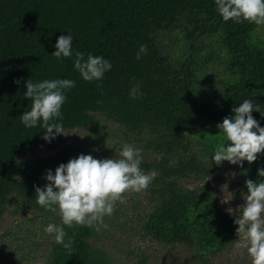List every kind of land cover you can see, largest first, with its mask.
I'll return each mask as SVG.
<instances>
[{
  "label": "trees",
  "instance_id": "16d2710c",
  "mask_svg": "<svg viewBox=\"0 0 264 264\" xmlns=\"http://www.w3.org/2000/svg\"><path fill=\"white\" fill-rule=\"evenodd\" d=\"M257 26L225 22L215 0H0V219L13 195L36 205L35 188L48 183L47 171L54 175L61 163L75 158L68 149L34 156L51 141L42 139V121L30 128L19 118L31 108L32 101L24 97L29 79H70L75 86L64 92L63 119L52 122L63 129L85 127L103 113L131 132L147 134L157 152L147 162L157 173L151 182L155 203L144 223L147 233L166 246L185 249L189 264H251L246 250H234L238 225L213 185L189 187L181 179L207 170L193 135L220 143L217 124L234 116L232 109L245 99L264 114V43L255 38ZM178 30L220 34L232 72L229 85L195 94L199 67L187 59L174 62L162 40ZM69 33L73 53L111 63L102 80H83L73 67L74 55L62 62L52 55L57 38ZM142 44L147 54L137 60ZM137 84L143 95L133 99L130 91ZM261 113L254 110L252 116L264 127ZM261 167L264 153L248 166L245 181L264 179L257 175ZM58 226L67 235L63 244L53 239L48 264H94V228L68 227L62 221Z\"/></svg>",
  "mask_w": 264,
  "mask_h": 264
},
{
  "label": "clouds",
  "instance_id": "9594fccd",
  "mask_svg": "<svg viewBox=\"0 0 264 264\" xmlns=\"http://www.w3.org/2000/svg\"><path fill=\"white\" fill-rule=\"evenodd\" d=\"M215 6L225 22L247 21L258 26L264 25V0H215ZM72 40L71 33L59 36L55 44L56 51L52 55L60 62L62 58L74 55L73 67L83 80H102L112 68L111 63L102 56L89 54L85 59L83 53H73ZM141 54H147V45H140L135 58L140 59ZM15 83L19 84L20 80ZM74 86L75 81L70 79L36 83L29 79L24 97L30 99L32 104L30 110L24 111L19 117L21 122L31 128L42 121L41 126L46 130L42 139L45 141L50 142L57 135L64 134L63 125L52 121L63 119L61 108L66 101L64 92ZM139 88L137 84L131 89L130 96L133 99L143 95ZM254 110L261 113L258 105H254L251 99H245L239 107L232 109L234 116L225 117L222 123L217 124L222 140L214 147L212 160L216 165L227 161L243 168L244 161L251 164L258 159V155L264 153V127L252 116ZM117 153L119 158L105 159L80 154L66 164L61 163L54 175L48 170L45 177L48 183L43 188H35L36 203L58 214L65 226H88L96 231L108 229L110 226L104 222V217L114 214L116 203H124L126 193L146 190L157 175L155 170L147 174L141 170L142 149L125 143ZM257 175L264 178V167L257 169ZM245 185V203L236 209H227L235 215L234 224L238 225V239L234 241L233 247L241 254L246 250L251 264H264V179H247ZM229 200L224 198L222 203ZM44 232L54 234L57 244H63L67 235L63 227L52 223L44 228Z\"/></svg>",
  "mask_w": 264,
  "mask_h": 264
},
{
  "label": "rangeland",
  "instance_id": "374dc122",
  "mask_svg": "<svg viewBox=\"0 0 264 264\" xmlns=\"http://www.w3.org/2000/svg\"><path fill=\"white\" fill-rule=\"evenodd\" d=\"M255 38L264 43V25L257 26ZM162 40L174 62L187 59L199 67L197 96H205L213 89L229 85L232 72L219 33L196 34L178 30L165 38L163 36ZM63 131L64 134L57 135L48 145L39 148L34 156L45 157L68 149L75 158L80 154H90L96 159L119 158L117 150L127 143L142 149L140 168L147 174L151 171L147 162L157 155L148 143L147 134L131 132L103 113H97L95 122L89 126L65 128ZM211 142L193 135L194 148L202 155L207 170L190 174L181 182L189 187L210 182L220 203L227 209H236L245 203L243 195L247 190L242 183L250 164L244 161L243 168L227 161L216 165L212 160L215 144ZM151 188L152 184L139 193H126L125 202H117L114 214L104 217V222L110 227L100 231L94 228L95 233L91 237L96 255L94 264H189L185 262V249L166 246L145 230V220L155 203ZM224 198L231 200L222 203ZM60 222L58 214L38 204H29L18 195L11 196L0 219V264H48L54 234H46L44 228L50 223L58 226ZM228 258L230 256L224 257Z\"/></svg>",
  "mask_w": 264,
  "mask_h": 264
}]
</instances>
